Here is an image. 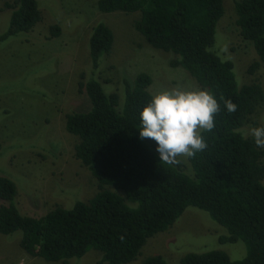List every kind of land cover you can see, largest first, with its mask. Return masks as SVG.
I'll use <instances>...</instances> for the list:
<instances>
[{
  "label": "trees",
  "instance_id": "16d2710c",
  "mask_svg": "<svg viewBox=\"0 0 264 264\" xmlns=\"http://www.w3.org/2000/svg\"><path fill=\"white\" fill-rule=\"evenodd\" d=\"M101 13L139 12L134 29L156 50L174 55L170 66L181 67L220 104L215 127L202 131L207 147L187 157L190 174L180 163L160 161L156 143L139 138L140 111L150 101L151 77L138 73L123 78L121 91L103 90L93 77L78 83L90 101L87 112L65 115V130L77 137L74 157L97 182V192L70 209L54 207L39 217L23 215L14 204L16 185L0 176V234L21 232L19 247L31 257L66 264L88 251L101 254L99 263L129 264L147 240L170 228L187 207L209 214L227 230L221 242L243 241L246 256L231 261L219 250L188 253L180 264H264V148L243 128L264 101L257 82L238 85L231 60L211 50L223 0H95ZM0 41L30 32L42 16L36 0H12ZM235 24L258 60L249 73L264 65V0H236ZM49 38L60 27H49ZM88 56L92 67L111 52L114 35L104 23L92 26ZM107 84V83H105ZM237 105L229 113L224 101ZM111 187L113 189H111ZM111 189V190H110ZM141 264H168L160 255Z\"/></svg>",
  "mask_w": 264,
  "mask_h": 264
},
{
  "label": "rangeland",
  "instance_id": "374dc122",
  "mask_svg": "<svg viewBox=\"0 0 264 264\" xmlns=\"http://www.w3.org/2000/svg\"><path fill=\"white\" fill-rule=\"evenodd\" d=\"M41 20L28 33L0 41V176L16 185L14 204L23 215L39 217L54 207L70 209L76 201H86L97 192V182L74 157L77 137L65 130V115L87 112L90 101L79 91L78 83L93 77L107 90L121 91L122 80H133L140 73L151 77L152 96L179 88L201 89L181 67L170 66L174 55L149 46L134 29L139 12L101 13L95 0H36ZM236 0H223L224 13L215 29L211 50L222 60H231L237 84L259 83L264 90V65L249 73L257 61L250 43L239 36L236 27ZM0 0V34L9 22L10 10ZM113 32L111 52L92 67L88 56V37L96 23ZM57 24L60 34L50 37L48 29ZM107 83V84H105ZM264 126V101L243 134ZM187 173V157L177 158ZM111 189H113L111 187ZM110 189V190H111ZM0 200V204H1ZM227 230L208 213L187 207L166 231L147 240L129 264H141L160 255L168 264H180L188 253L212 250L225 252L231 261L246 256L243 241L221 242ZM21 232L0 234V264H63L31 257L19 247ZM101 254L88 251L66 264H102Z\"/></svg>",
  "mask_w": 264,
  "mask_h": 264
},
{
  "label": "clouds",
  "instance_id": "9594fccd",
  "mask_svg": "<svg viewBox=\"0 0 264 264\" xmlns=\"http://www.w3.org/2000/svg\"><path fill=\"white\" fill-rule=\"evenodd\" d=\"M229 113L237 105L224 101ZM220 111L217 98L204 89L173 88L154 94L140 111L139 138L156 143L160 161L179 163L178 157H193L207 147L202 131L215 127V115ZM258 148H264V126L250 129Z\"/></svg>",
  "mask_w": 264,
  "mask_h": 264
}]
</instances>
